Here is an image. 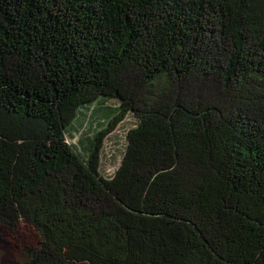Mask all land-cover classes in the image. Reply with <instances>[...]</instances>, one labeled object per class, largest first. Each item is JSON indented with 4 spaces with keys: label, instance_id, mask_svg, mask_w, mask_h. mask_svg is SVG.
Returning <instances> with one entry per match:
<instances>
[{
    "label": "trees",
    "instance_id": "obj_1",
    "mask_svg": "<svg viewBox=\"0 0 264 264\" xmlns=\"http://www.w3.org/2000/svg\"><path fill=\"white\" fill-rule=\"evenodd\" d=\"M0 228L23 264H264V0H0Z\"/></svg>",
    "mask_w": 264,
    "mask_h": 264
},
{
    "label": "rangeland",
    "instance_id": "obj_2",
    "mask_svg": "<svg viewBox=\"0 0 264 264\" xmlns=\"http://www.w3.org/2000/svg\"><path fill=\"white\" fill-rule=\"evenodd\" d=\"M107 106L116 104L114 99L105 102ZM92 106L89 110L81 109V115L74 122V129L71 135H67L66 140L75 144L81 136H90L94 131L99 130L105 121L94 117L91 114ZM134 126V118L127 115L118 126L106 136L103 141L100 170L105 176L113 174L120 163L126 146V132ZM24 239L29 238V231L23 230ZM24 257L21 253V245L14 237L0 228V264H23Z\"/></svg>",
    "mask_w": 264,
    "mask_h": 264
}]
</instances>
